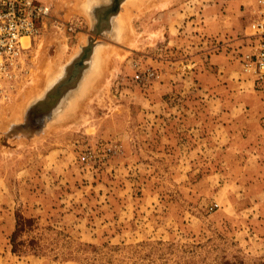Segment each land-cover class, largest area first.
<instances>
[{"label":"rangeland","instance_id":"obj_1","mask_svg":"<svg viewBox=\"0 0 264 264\" xmlns=\"http://www.w3.org/2000/svg\"><path fill=\"white\" fill-rule=\"evenodd\" d=\"M39 1L50 15L0 115L36 82L40 46L59 70L27 112L57 124L76 100L84 108L16 147L0 134V264H264V86L241 62L256 0H155L130 47L123 0L97 36L110 0H88L84 15L69 13L74 0ZM89 38L76 90L50 99ZM109 46L124 55L88 93ZM16 216L30 222L13 253Z\"/></svg>","mask_w":264,"mask_h":264},{"label":"built area","instance_id":"obj_2","mask_svg":"<svg viewBox=\"0 0 264 264\" xmlns=\"http://www.w3.org/2000/svg\"><path fill=\"white\" fill-rule=\"evenodd\" d=\"M49 15L50 7L39 0H0V100L7 97L23 71L28 52L41 36ZM250 15L246 33L249 43L242 56V68L255 83L264 86V0H256ZM153 76L152 72L147 74V78ZM80 160L87 163L88 154H82Z\"/></svg>","mask_w":264,"mask_h":264},{"label":"bare ground","instance_id":"obj_3","mask_svg":"<svg viewBox=\"0 0 264 264\" xmlns=\"http://www.w3.org/2000/svg\"><path fill=\"white\" fill-rule=\"evenodd\" d=\"M60 1L64 2L68 0H60ZM74 1L75 3L70 6L69 13L84 15L86 11L85 8L87 7L86 3L88 0H74ZM121 5L123 7V10L118 14L116 18L117 23L122 31L121 43L122 45L130 47L133 45L134 42L133 35L135 34L132 27L133 20L136 19L137 17H140L143 13L151 10V8L156 7V2L155 0H123ZM61 49L64 51L65 45L61 46ZM38 52H39V63L37 66L36 82L29 85L30 88L27 90V94L25 98H23L20 102H17L16 104H9L7 106H4L0 115L1 138L3 139L4 142L7 141L9 145L13 144V141H16L15 147L22 144L23 140L27 138L29 139V137H31L30 138L31 140L32 139L34 140L39 135L37 134L34 135L33 133H38V132L40 133L42 130L43 131L46 130L47 127H48L47 130H49L51 127L60 128L68 125L74 118V115H76V113L79 110L84 108V105L80 104V102L78 103L79 100H76L75 107L72 111L74 112V115L73 114L69 116L64 115L62 120L57 122V124H51L52 118H47L45 121L49 123L46 124L45 121H41L37 118L30 117L31 112L30 111L27 112V110L29 109V105L32 99L36 97V95H40L47 88V85L59 70L57 64L59 60L58 61H56V59L50 60L47 54L44 52V47L40 46ZM97 55H98L97 57L101 59L100 72L96 73V75L93 76L91 81L89 80L90 87L88 93L90 91H95L96 89L101 87L104 78V76L102 77V73L106 74L107 72H109L111 57L114 55L117 57H122L124 55V52L117 47L109 46L107 48H101L97 52ZM56 80L57 79L55 80L53 79L50 82V84L52 85ZM88 101L89 99L85 100V103H87ZM76 110L77 112H75ZM5 115L7 118L5 117ZM42 125L44 126L46 125L45 129L41 127Z\"/></svg>","mask_w":264,"mask_h":264},{"label":"water","instance_id":"obj_4","mask_svg":"<svg viewBox=\"0 0 264 264\" xmlns=\"http://www.w3.org/2000/svg\"><path fill=\"white\" fill-rule=\"evenodd\" d=\"M104 10V14L102 16L98 15L96 23L94 24L93 33L95 36L103 34L104 30H108L110 28V15L113 12L109 7L105 8ZM96 45L97 44L95 39L89 38L86 46L80 49V54L68 66V69L66 70L68 71L67 77L63 81L60 80L59 83L56 84V86L53 88L52 93L50 94V99L57 100L60 98L62 92L76 90L78 83L82 79L84 73L89 68ZM50 113L44 111L43 113L41 112V114H38L37 116L30 114V117L45 121L47 118H50L54 115H51ZM41 127H43V125Z\"/></svg>","mask_w":264,"mask_h":264},{"label":"trees","instance_id":"obj_5","mask_svg":"<svg viewBox=\"0 0 264 264\" xmlns=\"http://www.w3.org/2000/svg\"><path fill=\"white\" fill-rule=\"evenodd\" d=\"M30 222V220L24 219L23 217L20 216H16V224H15V230L13 231V233L11 234L10 237V244H11V248H12V252L16 253L17 251H19L18 248V243L16 242L18 234L20 232H23L24 229L26 228V223Z\"/></svg>","mask_w":264,"mask_h":264},{"label":"flooded vegetation","instance_id":"obj_6","mask_svg":"<svg viewBox=\"0 0 264 264\" xmlns=\"http://www.w3.org/2000/svg\"><path fill=\"white\" fill-rule=\"evenodd\" d=\"M118 2H119V0H110L106 5L100 6V8H101L102 12H105L104 9L109 7L113 12L114 9L117 7Z\"/></svg>","mask_w":264,"mask_h":264},{"label":"crops","instance_id":"obj_7","mask_svg":"<svg viewBox=\"0 0 264 264\" xmlns=\"http://www.w3.org/2000/svg\"><path fill=\"white\" fill-rule=\"evenodd\" d=\"M264 105V102L262 103ZM264 111V110H263ZM263 116H264V113H263ZM263 134V137H264V132L262 133Z\"/></svg>","mask_w":264,"mask_h":264}]
</instances>
